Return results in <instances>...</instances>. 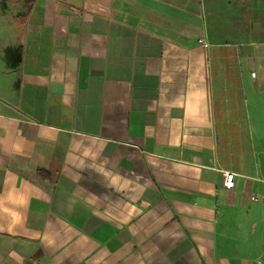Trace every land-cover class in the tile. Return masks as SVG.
Segmentation results:
<instances>
[{
  "label": "crops",
  "instance_id": "crops-1",
  "mask_svg": "<svg viewBox=\"0 0 264 264\" xmlns=\"http://www.w3.org/2000/svg\"><path fill=\"white\" fill-rule=\"evenodd\" d=\"M263 6L0 0V264H264Z\"/></svg>",
  "mask_w": 264,
  "mask_h": 264
},
{
  "label": "built area",
  "instance_id": "built-area-1",
  "mask_svg": "<svg viewBox=\"0 0 264 264\" xmlns=\"http://www.w3.org/2000/svg\"><path fill=\"white\" fill-rule=\"evenodd\" d=\"M236 185V174L227 172L224 173V186L228 189L234 188Z\"/></svg>",
  "mask_w": 264,
  "mask_h": 264
},
{
  "label": "rangeland",
  "instance_id": "rangeland-1",
  "mask_svg": "<svg viewBox=\"0 0 264 264\" xmlns=\"http://www.w3.org/2000/svg\"><path fill=\"white\" fill-rule=\"evenodd\" d=\"M262 13L264 14V6L262 7Z\"/></svg>",
  "mask_w": 264,
  "mask_h": 264
},
{
  "label": "clouds",
  "instance_id": "clouds-1",
  "mask_svg": "<svg viewBox=\"0 0 264 264\" xmlns=\"http://www.w3.org/2000/svg\"><path fill=\"white\" fill-rule=\"evenodd\" d=\"M23 203H24V204H26V203H27V201H26V200H24V201H23Z\"/></svg>",
  "mask_w": 264,
  "mask_h": 264
},
{
  "label": "trees",
  "instance_id": "trees-1",
  "mask_svg": "<svg viewBox=\"0 0 264 264\" xmlns=\"http://www.w3.org/2000/svg\"><path fill=\"white\" fill-rule=\"evenodd\" d=\"M43 174V173H42ZM45 175V174H44Z\"/></svg>",
  "mask_w": 264,
  "mask_h": 264
}]
</instances>
